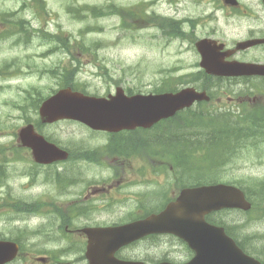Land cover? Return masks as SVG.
<instances>
[{
  "label": "rangeland",
  "instance_id": "rangeland-1",
  "mask_svg": "<svg viewBox=\"0 0 264 264\" xmlns=\"http://www.w3.org/2000/svg\"><path fill=\"white\" fill-rule=\"evenodd\" d=\"M208 1L0 0V69L3 71L7 69L0 74V149L5 148V151H9L16 148L14 143L18 129L28 120L39 119V106L54 89L60 87L61 72L65 69H71L69 73L75 75L73 81L81 80L78 83L80 88L94 94L108 91L110 76L125 79L135 91L149 93L159 91L165 79H170L171 75L195 72L201 60L200 54L194 48L195 41L181 38L166 39L159 29L152 26L142 10L188 21L191 28L186 23L184 25L188 32L192 30L193 23L196 25L202 18L206 19L211 14L212 6ZM113 4L133 8L135 11L140 10L139 16L135 17L136 22H133L126 10L111 15ZM95 6L101 8L106 15H95L91 9ZM217 14L220 17L219 26L227 33L231 42L245 35L248 20L236 22L234 19L228 20L223 11H218ZM20 19L27 21L25 30L18 24ZM128 24L133 26L128 28ZM214 24L210 19L209 27ZM58 35L68 39L70 47L68 50H63L58 45ZM201 36L202 31L199 28L197 33L196 30L195 33L194 30L189 32V38ZM59 73L60 75H57ZM173 84H176L174 78L170 80V87ZM231 84L225 82L224 85ZM38 99L41 100L37 101ZM41 127L44 130L43 134L50 135L54 138H50L51 140L60 142L61 145L75 149L80 144L76 151L82 148H95L107 141L105 135H94L83 124L74 120H61ZM197 135L198 138H202L201 133ZM256 139L257 142L254 143V139L250 138L234 161L231 160L232 157L227 161L224 159L222 165L227 168L226 171L221 170L223 167L221 171L216 170L220 180L238 182L251 178L264 179V144L260 138ZM193 141L198 143V139ZM201 143L203 147L208 146L206 138H202ZM7 155L9 158L0 152V162L7 163V171L2 175L6 181L0 182V203L5 202L2 198L6 197H46L64 201L73 196L58 194L55 176L50 177L52 174L48 172L57 170V166L37 168L38 174L31 178L29 155L23 153V156L17 158L13 154ZM194 162L199 163L200 160L196 157ZM74 164L89 167V172L95 179L108 177L105 171L101 173L98 164L72 160L62 165ZM203 164L204 161L200 165ZM142 189L141 186L135 185L119 190L121 196L128 197ZM73 190V187L68 189L69 192ZM134 203L132 199L125 200L124 212L127 213ZM7 213H15V210L1 206L0 232L8 233V227L3 220L6 218L3 215ZM217 218L228 224H236L244 215L242 212L230 210L217 215ZM117 220L112 213L104 219L107 222ZM255 234H264V219L248 227L240 237ZM161 241L166 245L153 244ZM151 243L153 247H150L148 241L133 246L128 257L147 260L152 258L153 261H159L161 256H170L169 259L176 262L188 258L185 244L175 238L166 236ZM259 243L262 245V242ZM247 244L250 247H257L248 241Z\"/></svg>",
  "mask_w": 264,
  "mask_h": 264
},
{
  "label": "flooded vegetation",
  "instance_id": "flooded-vegetation-1",
  "mask_svg": "<svg viewBox=\"0 0 264 264\" xmlns=\"http://www.w3.org/2000/svg\"><path fill=\"white\" fill-rule=\"evenodd\" d=\"M208 3L212 6V17L210 14L192 27L194 33L195 30L197 33V28L202 31L199 40L211 39L217 55L224 61L264 64V0H209ZM218 11H223L228 20L234 19L236 22L248 20L249 25L241 39H234L231 42L230 37L219 26ZM210 19L215 24L209 27ZM185 23L191 28L188 21ZM255 40L259 42L236 49L239 42ZM110 77L107 92L103 94H94L88 90L83 92L109 97L122 87L128 96L141 93L135 91L125 79ZM230 80L236 83L229 87L210 86L207 90L212 96L209 103L214 107L210 112L230 113L229 119L234 124H252L257 121L264 125V76L254 74L248 77H233ZM79 81L81 82L77 79V82ZM203 107L204 104H196L190 110L194 115L190 118L179 112L176 116L163 119L151 127H137L118 132L95 130L80 122L92 134L105 135L107 141L95 148L69 151L68 160L98 164L101 173L105 171L108 175L107 178L100 180L90 174V168L87 166L62 165V162L52 165L37 164L31 157V149L25 148L24 153L30 156L29 176L33 178L35 168L57 166L59 171L55 172V184L58 194L73 196L64 201L46 197L2 198L5 202L0 204L20 205L9 207L15 210V213L3 215L6 216L3 220L8 227V233L0 232V240L12 243V249L18 250L13 261L6 264H91L87 256L89 243L87 229L115 227L129 221L145 219L153 213L162 211L171 201L178 198L184 188L203 184L206 178L205 168L198 164H190L187 157L190 146L194 148L199 146L192 140L198 135L171 131V126L175 123H202L206 118L221 120L218 117H204L205 119L199 117ZM15 140L14 145L21 147L17 135ZM181 150H184L183 156L180 155ZM135 185L143 189L128 197L121 196L119 189ZM70 187L74 188L71 192L68 191ZM128 198L135 203L125 213L123 202ZM131 209L133 210L130 211ZM110 213L118 220L104 221ZM166 236L182 242L172 234L150 233L118 249L116 256L123 260H135L139 264L173 261L169 259L170 256H161L159 261H153L152 258L147 260L128 257L129 251L138 243L148 241L150 247L165 246L166 243L163 241L153 243L154 245L151 242ZM192 256L188 250V258L185 261ZM156 258L158 259V256ZM182 262L184 261L179 263Z\"/></svg>",
  "mask_w": 264,
  "mask_h": 264
},
{
  "label": "water",
  "instance_id": "water-1",
  "mask_svg": "<svg viewBox=\"0 0 264 264\" xmlns=\"http://www.w3.org/2000/svg\"><path fill=\"white\" fill-rule=\"evenodd\" d=\"M203 54L202 65L210 73L227 76L261 74L264 65L226 62L217 57L206 40L197 44ZM244 48L245 45L241 44ZM208 100L205 91L194 87L179 92L137 94L127 96L118 88L110 99L85 95L70 88L57 91L40 107L44 123L61 119L82 121L94 129L120 131L136 127H150L158 121L175 115L177 111L191 106L195 101ZM23 146L30 147L39 163H52L66 159L68 152L49 142L30 123L19 130ZM249 210L251 203L239 187L226 183L206 184L183 189L176 201L166 209L144 220L117 227L87 229L89 243L87 256L91 264H139L119 260L116 251L150 233H172L187 241L195 251L194 257L180 264H262L247 255L230 237L225 227L207 221L206 215L221 209ZM17 250L9 242L0 241V264L10 261ZM162 264H179L163 262Z\"/></svg>",
  "mask_w": 264,
  "mask_h": 264
},
{
  "label": "trees",
  "instance_id": "trees-1",
  "mask_svg": "<svg viewBox=\"0 0 264 264\" xmlns=\"http://www.w3.org/2000/svg\"><path fill=\"white\" fill-rule=\"evenodd\" d=\"M114 9H110L113 10L111 14H115V13H121V11H124V9L122 7L117 6L116 4H113ZM93 13L97 16H104L106 15L104 13V11L101 8L98 7H92L91 8ZM129 14L131 19L134 22L135 17H137L135 11H132L129 9ZM154 20H156L158 22V24L162 27L164 25H168L170 27V31H168V34L170 37H182L184 36V32L182 31V28L180 27L179 21L174 20L173 18L170 17H161V16H157L156 18H154ZM8 21H12L11 19H8ZM7 21V22H8ZM26 23L27 21L25 19H20L18 20V24L20 25V28L23 30H25L26 28ZM133 25L132 24H128V28H131ZM58 42L60 44H58L63 50H68L69 47V43H68V39L66 37H64L63 35H58ZM4 71H7V69H4ZM3 69H0V74L4 73ZM69 70H65L62 73L61 76V87L64 86H73V87H77L78 85L75 83H73V73L70 72V74L68 73ZM171 75V74H170ZM172 76V75H171ZM170 76V79H165V81L163 82V87L160 88L159 90L164 91V90H176L177 86L182 83V82H186L188 81V83H195V81H198L201 79L205 80L208 79L210 81V76H206L205 74H201L199 72L198 76H194L191 79L185 80L182 77L175 79L176 80V84L171 85L170 87V80L172 81L173 77ZM213 81V80H212ZM187 83V82H186ZM209 83V82H208ZM203 88H207L203 85ZM42 99V98H41ZM40 99V100H41ZM193 114L191 113H186V116L188 118H190ZM257 116V114L255 115ZM183 125H179L177 130H173V128L175 127V125H172V130L173 132H186L189 130H186V128L182 127ZM38 127H41V123H38ZM188 127H195V131L197 133H204L207 135V137H205L209 143V145L206 146H200L198 147V149L196 150H190V153L188 155L189 160L194 159V157H196V152L198 154V156L200 158L203 159V161L205 162L206 165H211L214 169H210L206 172V180L205 183H214V182H219V177L217 176V169H218V165H222L224 159L225 161H227L230 157H233L235 155L240 154L241 152H239L241 149H244L246 147V142L249 138H253L254 139V143H256L257 139L256 138H261L263 133H264V125L254 121L252 124H248V125H240V124H231L229 122H217V123H198V124H189ZM241 135L243 137H247V138H242ZM250 136V137H248ZM234 138V140H232ZM198 140L200 141V139L198 138ZM232 141H234V143L236 144V149H231V143ZM184 149V148H181ZM233 153H232V152ZM2 152H4L2 150ZM180 152V151H179ZM180 155L183 156L184 155V150H181ZM175 156H177V152L175 151ZM191 162V161H190ZM225 163V162H224ZM217 168V169H216ZM226 170V169H225ZM222 170V171H225ZM232 182L234 184H238L240 186H242V188L245 190L248 198L254 203V208L252 209L251 212H248L247 214L249 215L250 219H253L254 215H256V213H259L258 211L260 210L259 207L262 205V203L260 201H258V198H263L264 197V179H246L244 181H233ZM1 206H11V207H20V205H16V204H0V208ZM216 214H210L208 216V220H210L211 222L214 223H218V224H224L225 226H227V231L232 234L239 242L240 246L243 247L245 250H250V246H248L247 241L248 242H252V238L253 236L250 237V235L244 236L243 238H240V236L242 235V230L246 227V225L248 224L249 220L241 222L240 220L236 223V224H228L223 220H219Z\"/></svg>",
  "mask_w": 264,
  "mask_h": 264
}]
</instances>
